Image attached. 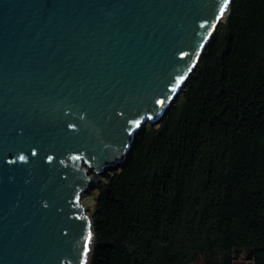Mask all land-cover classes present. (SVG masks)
<instances>
[{"label":"water","instance_id":"1","mask_svg":"<svg viewBox=\"0 0 264 264\" xmlns=\"http://www.w3.org/2000/svg\"><path fill=\"white\" fill-rule=\"evenodd\" d=\"M225 2L0 0V264L88 263L81 192L175 104Z\"/></svg>","mask_w":264,"mask_h":264},{"label":"trees","instance_id":"2","mask_svg":"<svg viewBox=\"0 0 264 264\" xmlns=\"http://www.w3.org/2000/svg\"><path fill=\"white\" fill-rule=\"evenodd\" d=\"M87 264H264V0H231L199 64L104 173ZM88 210V209H86Z\"/></svg>","mask_w":264,"mask_h":264},{"label":"bare ground","instance_id":"3","mask_svg":"<svg viewBox=\"0 0 264 264\" xmlns=\"http://www.w3.org/2000/svg\"><path fill=\"white\" fill-rule=\"evenodd\" d=\"M228 10H229V0H227V2H225V4L223 5V7H222V9H221V11H220V13H219V15H218V17H217V20H216V23H217V24H219V22H221L222 20H224V19L226 18V15L228 14ZM211 36H212V30H211V32L208 34V36H207L205 42L203 43V45L201 46V48L199 49V51H198L197 54L195 55L194 59L192 60L190 66H189V68H188V70H187V73H186V75H185V78H183V81L181 82V84H180L177 88H179L180 86H182L183 84H185V82L187 81V79L192 75L194 69L196 68V65H197V62H198V60H199V57L201 56L202 50H203L204 46L206 45V43L208 42V40L211 38ZM174 94H175V92H173V93L170 95L168 101H167L166 104H165L166 107L170 104L171 99L173 98ZM85 169H87V168H85ZM96 173L99 174V172H96ZM96 173H95V174H96ZM93 176H94V175L92 174V177L89 178V182H88L86 188H90V187H91L93 181L95 180V177H93ZM86 188H85V189H86ZM87 190H88V189H87Z\"/></svg>","mask_w":264,"mask_h":264},{"label":"rangeland","instance_id":"4","mask_svg":"<svg viewBox=\"0 0 264 264\" xmlns=\"http://www.w3.org/2000/svg\"><path fill=\"white\" fill-rule=\"evenodd\" d=\"M227 16V15H226ZM225 21V19L224 20H222L221 22H219V23H222V22H224ZM144 123V122H143ZM153 123H155L156 125L159 123L158 121H153ZM141 126V125H140ZM139 126V127H140ZM138 130V129H137ZM136 133H137V131H136ZM118 166V165H117ZM117 166H115V167H117ZM109 168H111V167H107L106 169H105V171H103V172H101V173H99V174H95V173H93V177H95V180L93 181V183H92V185H91V187L90 188H86L85 190H83L82 192H81V194H80V198H79V200L81 201V203L84 205V207L86 208V209H88L87 210V212L89 213V211H91L92 209H93V207H94V199H93V197H94V195H95V193H96V191H97V187H98V184L100 183V180L103 178V175H104V173H106L108 170H109ZM113 168V167H112ZM88 189V190H87Z\"/></svg>","mask_w":264,"mask_h":264},{"label":"crops","instance_id":"5","mask_svg":"<svg viewBox=\"0 0 264 264\" xmlns=\"http://www.w3.org/2000/svg\"><path fill=\"white\" fill-rule=\"evenodd\" d=\"M232 264H254V261L249 252L242 251L239 256L233 259Z\"/></svg>","mask_w":264,"mask_h":264}]
</instances>
